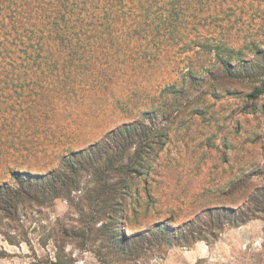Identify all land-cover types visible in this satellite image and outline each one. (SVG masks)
Returning <instances> with one entry per match:
<instances>
[{
  "label": "rangeland",
  "instance_id": "374dc122",
  "mask_svg": "<svg viewBox=\"0 0 264 264\" xmlns=\"http://www.w3.org/2000/svg\"><path fill=\"white\" fill-rule=\"evenodd\" d=\"M241 3L248 10L223 31L226 64L217 58V42L181 47L183 35L165 39L137 76L144 87L125 99L119 84L89 95L83 116L56 134L46 153L28 160L32 173H50L61 155L51 149L88 148L122 122L143 121V130L157 135L119 176L121 184L107 182L108 193L98 185L97 195L90 172L81 171L75 189L21 215L28 241L19 234L20 244H9L0 234V264H62L53 240L59 230L66 232L57 236L65 264H264V65L260 53L243 47L247 37L260 39L264 50V0ZM251 4L262 13L254 16ZM106 195L111 202L94 198ZM207 208L231 211L212 219ZM243 216L252 218L226 221ZM156 225L167 226L164 241L149 233Z\"/></svg>",
  "mask_w": 264,
  "mask_h": 264
},
{
  "label": "trees",
  "instance_id": "16d2710c",
  "mask_svg": "<svg viewBox=\"0 0 264 264\" xmlns=\"http://www.w3.org/2000/svg\"><path fill=\"white\" fill-rule=\"evenodd\" d=\"M243 1L0 0V234L9 244L19 245V234L28 241L21 215L75 189L81 171L90 172L97 195L98 185L107 192V182L121 184L119 176L131 170L142 147L156 142L155 133L143 130V121L122 122L88 148L51 149L52 155L61 154L57 169L32 173L28 160L46 153L55 135L83 116L80 107L85 99L104 95L111 84L122 86V99L140 90L144 83L137 76L143 65L156 58L165 39L176 41L179 35L184 36V41L178 39L181 47L206 48L217 42V58L226 64L223 31L235 25L238 14L246 13L248 8L241 11ZM253 8L249 5L254 16L262 13ZM256 40L246 37L243 47L251 46L262 55L263 68L264 50ZM192 73L188 71L189 76ZM130 81L139 84L136 89L126 87ZM6 174L10 180H5ZM108 195V199L94 198L104 204L112 201ZM229 211L207 208L204 213L214 219L215 213L221 218ZM250 218L223 219L239 225ZM165 228L156 225L149 233H158L164 241ZM184 231L195 239L194 230ZM64 232H53L56 259L62 264L66 259L57 236Z\"/></svg>",
  "mask_w": 264,
  "mask_h": 264
}]
</instances>
